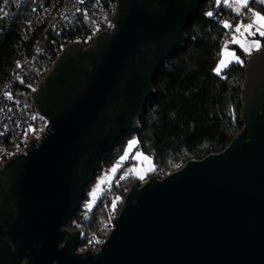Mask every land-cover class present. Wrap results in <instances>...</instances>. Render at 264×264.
Instances as JSON below:
<instances>
[{
	"label": "water",
	"instance_id": "1",
	"mask_svg": "<svg viewBox=\"0 0 264 264\" xmlns=\"http://www.w3.org/2000/svg\"><path fill=\"white\" fill-rule=\"evenodd\" d=\"M113 1L114 27L66 45L32 92L48 131L0 167V264H264V48L247 57L228 146L134 182L100 249L79 250L73 219L102 158L141 128L203 2Z\"/></svg>",
	"mask_w": 264,
	"mask_h": 264
},
{
	"label": "trees",
	"instance_id": "2",
	"mask_svg": "<svg viewBox=\"0 0 264 264\" xmlns=\"http://www.w3.org/2000/svg\"><path fill=\"white\" fill-rule=\"evenodd\" d=\"M36 1L26 0L17 8L13 0H0V83L11 77L16 62L23 57L24 48L31 51L37 43H41L50 49L53 46L52 39L59 40L63 35L58 32V26L53 27L56 22L55 7L53 13L35 26L32 32L26 37L22 35L23 26L32 15ZM248 7L264 15V3L261 0H250ZM240 18L241 13L224 0H203L186 29L188 41L184 48L166 61L154 78L155 94L145 106L140 119L141 128L123 134L116 145L105 153L101 171L117 162L128 140L134 137L153 159L154 169L151 174L160 178L181 168L189 159H202L228 146L243 128L240 95L250 54L239 48L240 61L230 64L219 74L215 69L225 36ZM224 22L231 27L225 28ZM261 48H264V43ZM42 61H46L48 68H51V62L45 60V57ZM25 69L28 75H36L38 65H26ZM39 79L34 82L35 87ZM13 84L20 93L19 97L32 100L30 95L21 93L25 89L22 81L17 80ZM131 161L126 165H130ZM124 168L117 171L115 180L124 174ZM125 176L126 180L118 184L114 192L120 194L122 200L134 182L143 184L149 179V176L145 180H138L133 175ZM86 198L87 191L73 219V225L77 226L81 235L85 232L88 235L80 236V249L103 229L109 234L111 228L108 226L115 221L110 203H105L102 196L92 209L85 207Z\"/></svg>",
	"mask_w": 264,
	"mask_h": 264
},
{
	"label": "built area",
	"instance_id": "3",
	"mask_svg": "<svg viewBox=\"0 0 264 264\" xmlns=\"http://www.w3.org/2000/svg\"><path fill=\"white\" fill-rule=\"evenodd\" d=\"M25 1L13 0L14 6L20 8ZM53 7L56 9V22L53 27L58 26V32L63 35L59 40L52 39L53 46L50 49L41 43H37L31 51L24 48L23 57L16 62V68L11 77L0 83V167L14 155L24 150L31 141L48 131L46 127L49 120L38 112L32 100L28 101L19 97L20 93L15 90L13 82L22 81L25 89L21 93L30 95L32 98V92L38 87V85L37 87L34 86V82L38 78H40V82L50 70L48 63L42 61L43 57L52 65L59 53L69 43L79 41L86 45L90 44L98 32L111 30L114 27L111 18L115 13L116 3L113 0H51L50 2L37 0L32 15L26 19L22 35L26 37L28 33L34 30L35 26L52 14ZM240 13L249 19L251 10L249 7H242ZM231 40L230 30L225 36L224 44ZM26 65H38L37 74L28 75L25 69ZM125 180L124 174L118 176L111 187L107 189V192L101 195L105 203H110L112 216L115 219L121 210L124 199L122 200L120 194L114 192L116 186ZM74 227L77 228V226ZM108 227L112 230L114 223ZM109 234H107L106 229H103L99 235L87 240L83 244V249L79 248V250L92 249L98 251ZM80 236L87 237L88 235L87 232L82 235L80 232Z\"/></svg>",
	"mask_w": 264,
	"mask_h": 264
},
{
	"label": "rangeland",
	"instance_id": "4",
	"mask_svg": "<svg viewBox=\"0 0 264 264\" xmlns=\"http://www.w3.org/2000/svg\"><path fill=\"white\" fill-rule=\"evenodd\" d=\"M224 2L233 7L236 11H240L242 7H248L250 0H248L246 6H241L237 3V0H224ZM254 13L259 12H253L251 10V14L248 17L249 19L242 16V18H240L231 29L232 40L223 45L221 55L217 63L218 66L222 59L227 61L226 65L221 68V71L227 68L230 64L241 60V55L238 53L239 48L248 54H252L253 52L261 49V46L264 43V36L259 34L255 26L250 30V32L244 31L243 27H241L239 32L235 31L237 25H248L252 23ZM234 38L238 42L234 43ZM255 42H258V47ZM226 52L231 53L232 55H226ZM130 160H132L130 165H126V163ZM123 166L125 167L123 170L125 175L136 176L138 180H145L154 169V162L151 155L139 146V141L135 137L128 140L123 154L116 163L96 175L95 181L87 189V198L85 203V207L87 209H92L99 200L100 196L107 189H109V187H111L115 180L117 171Z\"/></svg>",
	"mask_w": 264,
	"mask_h": 264
},
{
	"label": "snow or ice",
	"instance_id": "5",
	"mask_svg": "<svg viewBox=\"0 0 264 264\" xmlns=\"http://www.w3.org/2000/svg\"><path fill=\"white\" fill-rule=\"evenodd\" d=\"M262 3H264V0H261ZM237 3H239L241 6H246L247 3H248V0H237ZM209 15H211V13H209ZM256 27V30L259 32V34L261 36H264V15H261L260 13H254V19L252 21V23L248 24V25H237L236 26V29L235 31L236 32H239L241 27H243L244 31L246 32H250V30L253 28V27ZM224 27L225 28H228V27H231V25H229L227 22H224ZM250 34H254V33H250ZM233 42H238L235 38L233 39ZM256 43V46L258 47L259 44L258 42H255ZM226 55H232L231 53H225ZM227 63L226 60H221L220 61V64L217 66V68L215 69V71L217 72V74L220 73L221 71V68L223 66H225ZM143 178V177H141Z\"/></svg>",
	"mask_w": 264,
	"mask_h": 264
},
{
	"label": "crops",
	"instance_id": "6",
	"mask_svg": "<svg viewBox=\"0 0 264 264\" xmlns=\"http://www.w3.org/2000/svg\"><path fill=\"white\" fill-rule=\"evenodd\" d=\"M241 10V9H240ZM237 12H240V11H237Z\"/></svg>",
	"mask_w": 264,
	"mask_h": 264
}]
</instances>
